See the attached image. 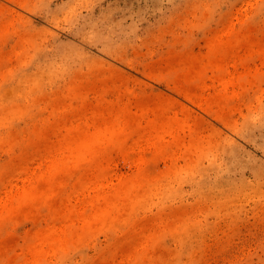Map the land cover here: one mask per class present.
I'll use <instances>...</instances> for the list:
<instances>
[{
  "label": "rangeland",
  "instance_id": "374dc122",
  "mask_svg": "<svg viewBox=\"0 0 264 264\" xmlns=\"http://www.w3.org/2000/svg\"><path fill=\"white\" fill-rule=\"evenodd\" d=\"M0 264H264V0H0Z\"/></svg>",
  "mask_w": 264,
  "mask_h": 264
},
{
  "label": "bare ground",
  "instance_id": "6f19581e",
  "mask_svg": "<svg viewBox=\"0 0 264 264\" xmlns=\"http://www.w3.org/2000/svg\"><path fill=\"white\" fill-rule=\"evenodd\" d=\"M11 21H12V20H11ZM6 24H7V23H6ZM25 24H26V23H25ZM7 28H8V27H7ZM218 28H219V27H218ZM222 30H223V29H222ZM15 32H16V31H15ZM183 53H184V52H183ZM179 55H180V54H179ZM178 57L180 58V56H177V59H178ZM181 57H182V56H181ZM170 58H172V56H171ZM174 58H175V57H174ZM167 59H168V58H167ZM177 59H176V60L174 59V60H175L174 62H176ZM193 59H194V58H193ZM169 60H170V59H169ZM172 60H173V59H172ZM172 60H171V61H172ZM158 61H159V60H158ZM162 61H164V59H163ZM167 61H168V60H167ZM129 62H130V61H129ZM174 62H173V63H174ZM130 63H131V62H130ZM132 63H133V62H132ZM157 63H158V62H157ZM152 64H153V63H152ZM130 65H131V64H130ZM167 65H168V64H167ZM181 65H182V64H181ZM171 66H172V65H171ZM166 67H168V66H166ZM156 68H158V67H156ZM162 68H163V67H162ZM164 68H165V67H164ZM164 68H163V69H164ZM168 68H170V67H168ZM165 69H166V68H165ZM190 70H191V69H190ZM95 72H96V71H95ZM94 75H95V74H94ZM96 75H97V74H96ZM189 75H190V74H189ZM211 77H212V76H211ZM98 78H99V77H98ZM217 78H218V77H217ZM95 81H96V79H95ZM105 81H106V80H105ZM96 82H97V81H96ZM147 82H148V81H147ZM98 83H99V82H98ZM107 83H108V82H107ZM148 83H149V82H148ZM146 84H147V83H146ZM105 85H106V84H105ZM107 86H108V84H107ZM151 86H152V85H151ZM220 86H221V85H220ZM192 88H193V87H192ZM226 88H227V86H226ZM121 91H122V90H121ZM123 91H124V90H123ZM123 91H122V92H123ZM162 92H163V91H162ZM162 92H161V93H162ZM192 93H193V91H192ZM126 94H127V92H126ZM136 94H137V93H136ZM190 94H191V93H190ZM102 95H103V94H101L100 96H102ZM123 95H125V94H123ZM127 95H128V94H127ZM218 95H221V94H218ZM224 95H225V94H224ZM226 95H227V94H226ZM159 96H161V95H159ZM163 96H164V95H163ZM216 96H217V95H216ZM102 97H104V95H103ZM154 97H155V96H154ZM154 97L151 96V97H150V101H151V98L154 99ZM165 97H167V96H164L163 98H165ZM222 97H223V96H222ZM225 97H226V96H224L223 98H225ZM134 98H135V97H134ZM173 98H175V97H173ZM100 99H101V98H100ZM137 99H138V98H137ZM139 99H140V98H139ZM156 99H158V97H157ZM205 99H207V97H206ZM135 100H136V99H135ZM162 100H163V99H162ZM217 100H218V98H217ZM220 100H221V99H220ZM222 100H223L222 102H224V99H222ZM140 101H141V100H140ZM157 101H158V100H157ZM165 101H167V99H165ZM201 101H202V100H201ZM201 101H199V104H200ZM212 101H213V100H212ZM132 102H133V101H132ZM135 102H136V101H135ZM146 102H147V101H146ZM160 102H161V103H160L159 105H160V107H161L164 103H162L163 101H160ZM222 102H221V103H222ZM137 103H138V102H137ZM140 103H142V102H140ZM147 103H149V104H147V105H150L151 102H147ZM154 103H155V102H154ZM154 103H152V104H154ZM174 103H175V100H174ZM224 103H225V102H224ZM130 104H131V103H130ZM144 104H145V102H143V105H144ZM137 105H139V104H137ZM147 105H145V106H146L145 108H151V107H148ZM154 105H155V104H154ZM157 105H158V104H157ZM164 105H165V104H164ZM166 105H169V104L166 103ZM186 105H187V104H186ZM200 105H201V104H200ZM139 106H140V105H139ZM171 106H172V104H171ZM232 106H233V105H232ZM126 107H127V106H126ZM128 107H129V110H130V107H131V106L129 105ZM128 107H127V108H128ZM141 107H142V106H141ZM157 107H159V106H157ZM168 107L170 108V105H169ZM238 107H239V105H238ZM238 107H234V108H237V110H238ZM127 108H126V109H127ZM153 108H154V107H153ZM155 108H156V105H155ZM162 108H163V106H162ZM162 108H161V110H162ZM203 108H204V107H203ZM205 108H206V107H205ZM232 108H233V107H231V109H232ZM158 109H159V108H158ZM163 109H165V108H163ZM137 110H138V109H137ZM150 110H151V109H149V111H150ZM159 110H160V109H159ZM166 110H167V109H166ZM212 110H213V109H212ZM219 111H220V110H219ZM233 111H235V109H234V110H233V109L231 110V112H233ZM136 112L138 113L139 111H136ZM175 112H176V111H175ZM225 112H226V111H225ZM227 112H228V111H227ZM229 112H230V111H229ZM229 112H228V113H229ZM142 113H143V111H142ZM162 113H163V112H162ZM169 113H170V112H169ZM177 113H178V111H177ZM132 114H133V113H132ZM175 114H176V113H175ZM185 114H188V113L185 112ZM224 114H225V113H224ZM224 114H223V115H224ZM188 115H189V114H188ZM220 115H222V114H220ZM160 116H161V115H160ZM160 116H159V117H160ZM163 116H164V115H162V117H163ZM225 116H228V114L225 115ZM140 117H141V116H140ZM156 117H158V116H156ZM171 117H172V116H171ZM163 118H168V117L165 116V117H163ZM181 118H184V117H181ZM199 118H201V117H199ZM225 118H226V117H225ZM227 118H228V117H227ZM136 119H139V118L137 117ZM153 119H155V117H154ZM169 119H170V118H169ZM178 119H179V118H178ZM202 119H203V117H202ZM182 120H183V119H181V121H182ZM203 120H204V119H203ZM153 121H154V120H153ZM156 121H157V119H156ZM156 121H155V123H156ZM176 121H177V119H176ZM176 121H175V119H174V120L171 121V122H172V124H173V123H175ZM186 121H187V120H186ZM151 122H152V121H151ZM179 122H180V121H178V123H179ZM227 122H228V121H227ZM153 123H154V122H153ZM162 123L164 124V122H162ZM191 123H192V122H191ZM191 123H190V124H191ZM199 123H200V122H199ZM156 124H157V123H156ZM159 124H161V123H159ZM159 124H158V125H159ZM163 124H161L160 126L162 127ZM179 124H181V123H179ZM179 124H177L176 126L178 127ZM190 124H189V125H190ZM152 125H153V124H152ZM152 125H151V127H152ZM164 125H165V124H164ZM173 125H174V124H173ZM173 125H172V126H173ZM201 125H202V124H201ZM227 125H228V124H227ZM160 126H157V125H156V127H158V128H161ZM176 126L174 125V128L177 130ZM182 126H183V125H181V127H178V128H183ZM198 126H199V125H198ZM230 126L232 127L233 125L230 124ZM235 126H236V125H235ZM145 127H146V126H145ZM149 127H150V126H148V128H149ZM151 127H150V128H151ZM163 127H164V126H163ZM158 128H157V129H158ZM164 128H165V127H164ZM164 128H163V129H164ZM166 128H167V130H168L169 132H174V131H173L174 129L171 128V126H170V128H169V127H166ZM168 128H169V129H168ZM232 128H233V127H232ZM152 129H153V128H152ZM154 129H155V128H154ZM234 129H235V127H234ZM167 130H166V131H167ZM176 130H175V132H176ZM199 130H200V128H199ZM199 134H201V133H199ZM201 135H202V134H201ZM246 135H247V134H246ZM189 137H190V136H189ZM197 138H198V140H200V138H201V141H202V139H203V137H201V136H198ZM197 138H196V139H197ZM182 139H183V138L180 139L179 143L181 142ZM196 139L194 138V140H196ZM198 140H197V141H198ZM213 140H214V139H213ZM175 141H176V140H175ZM182 141H183V140H182ZM204 141H205V140H204ZM194 142H195V141H194ZM187 144H188V142H187ZM202 144H204L203 141H202ZM180 146H182V143H181ZM183 146H185V144H183ZM198 146H199V145H198ZM203 147H204V146L202 145L201 148H203ZM183 148H184V147H183ZM200 150H201V149H200ZM188 152H189V151H188ZM184 154H185V153H184ZM158 155H159V154H158ZM160 155H161V154H160ZM158 157H160V156H158ZM158 157H157V158H158ZM144 165H145V164H144ZM138 169H139V168H138ZM140 171H141V170H140ZM142 171H143V170H142ZM139 173H140V172H139ZM141 173H142V172H141ZM137 174H138V173H137ZM138 175H139V174H138ZM120 176L123 177V175H120ZM128 176H129V175H128ZM130 176H131V174H130ZM121 177H120V178H121ZM126 177H127V176H126ZM120 178H119V179H120ZM135 178L138 179L137 177H135ZM147 178H148V177H147ZM122 180H124V179H122ZM122 180H121V181H122ZM133 180H134V179H133ZM133 180H132V182H133ZM139 180H140V178H139ZM139 180H138V181H139ZM142 180H143V179H142ZM121 181H120V182H121ZM135 181H136V180H134V183H135ZM138 181H137V182H138ZM140 181H141V180H140ZM130 182H131V180H130ZM132 182H131V183H132ZM134 183H132V185H134ZM138 183H139V182H138ZM124 184H125V183H123V185H124ZM139 184H140V183H139ZM144 184H145V183H144ZM130 185H131V184H130ZM132 185H131V186H132ZM119 186H120V184H119ZM121 186H122V185H121ZM125 186H126L125 189H127L128 186H127V185H125ZM136 186H137V185H136ZM122 187H123V186H122ZM122 187H119V188H122ZM137 187H138V186H137ZM137 187H136V188H137ZM123 188H124V187H123ZM129 188H131V187L129 186ZM123 190H124V189H123ZM118 191H119V190H118ZM121 192H122V190L119 191V196H120V197H121ZM123 195H124V194L122 193V197H124ZM151 248H153V247H151Z\"/></svg>",
  "mask_w": 264,
  "mask_h": 264
}]
</instances>
